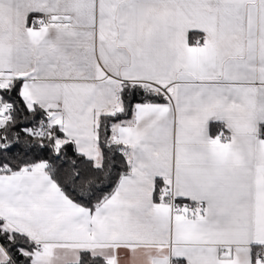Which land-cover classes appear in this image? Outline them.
I'll return each instance as SVG.
<instances>
[{
	"label": "snow or ice",
	"instance_id": "1",
	"mask_svg": "<svg viewBox=\"0 0 264 264\" xmlns=\"http://www.w3.org/2000/svg\"><path fill=\"white\" fill-rule=\"evenodd\" d=\"M0 264H264V0H0Z\"/></svg>",
	"mask_w": 264,
	"mask_h": 264
}]
</instances>
